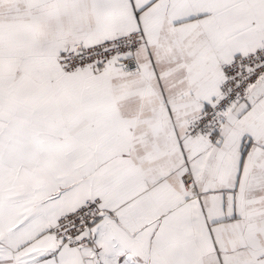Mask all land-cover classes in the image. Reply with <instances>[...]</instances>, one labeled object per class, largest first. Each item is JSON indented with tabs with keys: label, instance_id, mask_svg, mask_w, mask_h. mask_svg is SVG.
I'll list each match as a JSON object with an SVG mask.
<instances>
[{
	"label": "snow or ice",
	"instance_id": "snow-or-ice-1",
	"mask_svg": "<svg viewBox=\"0 0 264 264\" xmlns=\"http://www.w3.org/2000/svg\"><path fill=\"white\" fill-rule=\"evenodd\" d=\"M0 264H264V0H0Z\"/></svg>",
	"mask_w": 264,
	"mask_h": 264
}]
</instances>
